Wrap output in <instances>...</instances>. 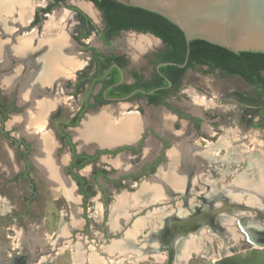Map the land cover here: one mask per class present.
I'll return each instance as SVG.
<instances>
[{
  "label": "flooded vegetation",
  "instance_id": "obj_1",
  "mask_svg": "<svg viewBox=\"0 0 264 264\" xmlns=\"http://www.w3.org/2000/svg\"><path fill=\"white\" fill-rule=\"evenodd\" d=\"M10 1H18L19 6H14L16 11L8 18V24L0 26V60L3 65L9 62L12 66L7 74L10 76L7 84L0 83V91L7 88L13 93L18 86L19 96L26 94L29 98L23 99L31 110L45 102L47 106L41 121L56 117L58 131L55 142L41 138L31 129L25 131L20 128L21 122L26 120L25 125H32V117L25 116L15 120L18 124L12 127L21 131L20 137L12 136L6 129V121L16 111V104L10 102L6 109L0 92V138L21 150L24 178L35 168L45 176L49 187L60 191L72 205V223L58 227L57 246L52 249L56 256L68 250L71 264H115L117 261L111 262L109 257L117 256H120V264H141L149 257L152 263L189 264L191 255H196L203 258L204 263L208 260L217 264L225 258L245 259L253 252H264V197L257 194L264 189L260 187L264 179V152L252 147V152L240 153L239 139L229 145L219 137L213 138L211 133L218 132L207 127L213 120L207 121L208 111L186 105L177 98L192 73L198 76L216 73L238 79L247 87V92L233 95L237 103L244 106L239 122L250 132L264 133V88L240 76L222 75L218 69L191 68L187 47L182 63L166 59L175 47L152 31L160 29L170 40L175 36L142 15H131L132 12L125 8L113 7L107 16L95 2L88 0L85 5L94 15L81 10L90 22L72 9L67 17L72 23H66L65 27L64 18L60 23L50 21L55 15L65 16L57 8L66 0H46L38 8L34 0ZM27 1L34 7L27 17H23L20 6ZM91 17L97 19L94 25ZM19 63L25 65V72H18L15 64ZM165 63L172 65L160 66ZM259 76L260 83L264 84V71L259 72ZM39 96L42 100L36 104ZM117 108L113 120L133 117L141 121L136 134L126 139L117 132L114 141L102 145L89 142L86 148H79L80 143L73 133L83 120L102 113L111 116L112 110ZM133 109L138 112L130 111ZM152 110L157 111L156 115ZM65 111L69 115L66 116ZM145 111L148 113L144 116ZM44 140L50 143V155L54 147L57 152H68H65L68 167L54 166L58 176L70 188L72 200L64 193L63 186L61 188L52 181L56 173L53 176L42 172L41 167H35L31 161L30 154L38 153L35 145L39 143L41 147ZM248 142L254 143V136L249 135ZM231 146L233 150L227 155L219 151ZM41 154L42 147L40 154L35 156ZM121 155L128 159L118 164L120 168L113 163ZM224 157L228 158L225 165L237 166L245 160L249 168V173L236 176L225 191L217 185L218 181L207 178L209 169ZM86 166L90 168L92 180L84 177L86 174H80ZM28 184L33 193L32 200L35 187L31 182ZM99 187L106 190L103 197H112V200H105L102 206L105 229L98 231L97 236L90 231L93 242L88 243V234L79 232L91 222L83 207L87 201L96 198ZM133 187H138L135 194L126 192ZM145 191L150 194L142 197ZM237 191L247 192L249 198L237 200L234 197ZM254 198L263 208L255 207ZM100 212L96 211L97 218L101 217ZM207 232L219 239L216 250L212 247L213 239L207 238ZM230 239L234 243L230 244ZM6 250L11 257L9 260L4 258ZM30 252L24 245L19 248L3 245L0 264L58 263L55 252L39 262ZM240 253L246 256L241 257Z\"/></svg>",
  "mask_w": 264,
  "mask_h": 264
},
{
  "label": "rangeland",
  "instance_id": "obj_2",
  "mask_svg": "<svg viewBox=\"0 0 264 264\" xmlns=\"http://www.w3.org/2000/svg\"><path fill=\"white\" fill-rule=\"evenodd\" d=\"M45 1L46 0H34V2L36 3L35 7L38 8L39 6H43ZM87 1L88 0H66L62 7L59 6L57 8V10L59 9L58 12L60 14L63 13L65 15L64 17L62 15H59L64 18V20L63 18L61 20H63V24L65 27H66V23H68L69 25H71L72 23V22H68V18H67L69 12L72 11V9H76L77 11H79L80 14H82L83 16H85V18H87L86 15L83 14L84 13L83 11L85 10L82 8V4H86ZM27 3L30 2L27 1ZM33 7L34 6L32 5L31 10L33 9ZM86 21L90 22L89 19ZM92 21H94L92 22L94 25V23L97 22V19L93 18ZM50 22H52V20ZM80 34L82 36V33ZM10 67H12L10 63L6 62L0 68V76H1L0 78L6 79L7 82L10 77L9 75H7L9 73L8 71L10 70ZM15 67L19 73L20 72L23 73L26 71V67L23 63L15 64ZM1 79H0V83H2ZM186 80L187 83L185 84L184 88L177 96V98H180V100H182L181 102H184L186 105L193 106L198 110L204 108L206 111H208V115L206 117L207 121H209L210 119L213 120L207 123V127H212L214 128L215 131L218 132V134L211 133V135L214 136L213 138L219 137L220 140L222 139L225 142H228L229 145L230 143H232L233 140L239 139L238 148L239 151H242L240 153L252 152L253 150L252 147H255L257 151L264 152V133L256 132V131L254 132L252 130H251L252 132H250V129L242 126L240 124L241 122H239L241 121L244 106L237 103V101L233 98V95L236 93L241 94L247 92V87L240 80L231 79L227 76L217 75L216 73H214L212 76H200V75L198 76L192 73L188 75ZM17 88L18 86H16L15 92L13 91V93L7 90V88L6 91L4 92L0 91V92H1L2 102L4 103L6 109H8V104H10V102H14L16 104V111L11 114L10 118L7 117L8 120L6 121V129L11 133L12 136L20 137L21 131L20 130L18 131L15 128L13 130L12 127L13 125L18 124L15 122V120H17L18 118H24L25 116L31 117L30 112L32 111L31 110L32 107L28 108L27 105H25L27 101L26 99H23L19 96L18 94L19 92H17ZM27 100H29V98H27ZM36 100L37 101L35 103L38 104L42 99L39 96ZM80 101H81V97L78 100V102ZM65 108L68 107L66 106ZM130 111L135 112L137 111V109H133ZM152 111L153 114L156 115L157 111L156 110H152ZM147 113L148 112L145 111L144 116ZM64 114H66V116L69 115L67 111H65ZM64 118L67 119L69 117H64ZM167 119L169 120L170 117L167 116ZM32 120L33 119H31L32 125L30 126L25 125L27 121L24 120L23 123L22 122L20 123L21 124L20 128H22L25 131L31 129L32 131L36 132V134L41 138L42 137L48 139L50 138L51 141L53 140V142H55L58 131L56 128V122H57L56 117H52L48 121H44L43 119L42 121L40 120L35 123H33ZM249 135L254 136V143L248 142ZM35 147L37 148L38 153L30 154V157L35 167H40L39 166L40 161H36L34 159V156L40 154L41 147L39 143L35 145ZM232 150H233L232 146L229 147L228 149L225 147L219 149V151H221V153L224 155L229 154L230 152H232ZM52 152L53 153L50 158L52 164L53 165L55 164L57 167L61 169L67 168L69 161L66 153L68 152L66 150L65 151L61 150L57 152L55 147ZM64 157L66 158L65 160ZM126 158L127 157H123L122 155L121 157L118 156L117 161L116 162L113 161L114 162L113 164L116 165V167L121 168V165L118 164L124 162ZM225 159L228 158L224 157L223 161L220 159V161H218L219 162L218 164L214 163L213 167L209 169V172H207L208 173L207 178L218 181L216 182L217 185L222 187L224 191L227 189V186L230 185L231 181L235 179L236 176L237 177L244 176L246 173H249L247 162L244 159H243L244 161L240 162V164L237 166L228 165V163H226L227 165H225L224 164L226 161ZM226 167L228 170L226 169ZM24 169H25V164L21 157V150L18 147H15L14 145L8 143V141L4 140L1 137L0 138V243H1L0 246L2 247L4 245V247L10 246L13 248H17V247L19 248L21 245H24L29 248V250L31 251L30 253L33 255L35 261L37 262L43 259L44 256L49 257L51 253L55 252L54 253L55 258L56 257L58 258L57 264H71V255L68 250H65L62 254L56 256V251L55 250L52 251V249H55L57 246V241L59 237L58 227L64 228V226H66L64 223H70V224L72 223L71 222V217L73 216L72 205L71 204L69 205V203L62 197L60 191L53 189L52 187H49L45 176L42 175L40 171H37L34 168L28 173L27 178H24L22 176V172ZM41 171L43 172V170ZM80 174L82 175L86 174L84 177H87L88 179L92 180V178H90L89 166H86L84 170L80 172ZM53 180L56 184L58 185L60 184L59 186H61V188L62 186H66V183L58 176L57 172H56V177L52 179V181ZM28 182H31L35 187L34 188L35 196L32 198V200L30 199L33 193L30 191ZM256 184L259 185L257 182ZM96 185H97V181H96ZM260 187H264V179H262ZM137 188L138 187L135 188L133 187L126 192L130 194H135ZM105 192L106 190L104 187H99L96 194V198L93 199L94 201L93 200L87 201L85 208L83 207V210L85 209V215L87 217L89 216L91 222H90V226L88 222L86 227L81 231L79 230V232L85 235L88 234V239H89L88 243L93 242V238L91 234L89 235L90 231L91 233L92 232L95 233L97 236L98 231H103L105 229L104 222H106V219L103 220L102 206L105 205L106 203L105 200L109 199L106 196L103 197ZM228 192L229 195H231L232 193L231 190ZM196 193L198 194L200 192H196ZM242 193L244 192L239 193L237 191L234 193V197L237 200H241V201L247 200L249 198L247 192L245 193L246 195ZM262 193L257 192V194H259L260 197H264V189L262 190ZM109 200H112V197ZM255 200L257 202L255 203V207L263 208L260 202L257 201L258 199L254 198V201ZM177 206L179 207L180 205ZM96 211H101L100 212L101 217L98 218L96 217ZM161 211L162 212L165 211V214H167L166 210L161 209ZM207 238L213 239L212 247L216 250V247L218 246L219 243V239H216V235L212 236L211 233L208 232H207ZM96 241L97 240H95V242ZM232 243L234 242L231 241L230 239V244ZM239 243H242V241ZM240 248H243V246H241ZM44 249H46L47 251L46 252L43 251ZM4 254H6L4 258L7 257L6 259L8 260L11 258L7 250L4 252ZM240 256L242 257L246 255L240 253ZM250 256L251 255H249L248 257ZM119 258L120 256H117L115 258L109 257V260L111 262L117 261V263L115 264H120L121 260ZM188 262L189 264H212L211 261L208 260L206 263H204V259L201 258L200 256L197 257L196 255H191ZM150 263L163 264V263H152V259L150 257L148 258V260H144L141 264H150Z\"/></svg>",
  "mask_w": 264,
  "mask_h": 264
},
{
  "label": "water",
  "instance_id": "obj_3",
  "mask_svg": "<svg viewBox=\"0 0 264 264\" xmlns=\"http://www.w3.org/2000/svg\"><path fill=\"white\" fill-rule=\"evenodd\" d=\"M113 1L155 13L175 25L182 32L187 53L190 42L200 40L236 54H264V0ZM15 11L14 6L0 4V26L7 25ZM217 264H264V252H253L245 259L225 258Z\"/></svg>",
  "mask_w": 264,
  "mask_h": 264
},
{
  "label": "trees",
  "instance_id": "obj_4",
  "mask_svg": "<svg viewBox=\"0 0 264 264\" xmlns=\"http://www.w3.org/2000/svg\"><path fill=\"white\" fill-rule=\"evenodd\" d=\"M95 4L108 16V12L113 7H121L128 10L131 15L139 14L149 19L151 23H157L164 31L170 30L171 36L175 39L170 40L167 33L160 31V29L152 32L160 37L164 42L175 47L172 53L166 55V59L176 63H182L186 56V45L181 31L165 18L155 13L142 10L135 7H127L116 3L113 0H92ZM147 18V19H146ZM169 33V32H168ZM189 65L191 68L196 66H207L209 71L218 69L222 75L240 76L245 80L255 82L257 87L264 88V84L260 83L259 72L264 71V54L240 52L233 53L227 49L219 46L211 45L204 41L194 40L189 44L188 54ZM173 68V67H169Z\"/></svg>",
  "mask_w": 264,
  "mask_h": 264
},
{
  "label": "bare ground",
  "instance_id": "obj_5",
  "mask_svg": "<svg viewBox=\"0 0 264 264\" xmlns=\"http://www.w3.org/2000/svg\"><path fill=\"white\" fill-rule=\"evenodd\" d=\"M18 1H10V0H2L0 1V4H3L6 7H13L15 5H18ZM19 6V5H18ZM32 8V5L30 3H22L20 6L19 11L23 17H27L28 13L30 12ZM82 8L88 12L91 15H94L92 10L88 5L82 4ZM63 17L55 15V17L52 18V23L61 22V19ZM50 27V25H49ZM62 39L63 36H61ZM64 41V40H63ZM2 49V46H0V51ZM24 48L22 47L21 50ZM1 56V54H0ZM2 61L0 60V66H2ZM36 75V74H35ZM31 79V78H30ZM35 79V78H34ZM2 83H6V79H1ZM10 87V86H9ZM30 94V93H29ZM22 98H27L26 94L20 95ZM47 104L45 102L40 103L36 110H32L30 112V116L32 117V122H38L41 120V117L43 116L44 110L46 108ZM118 108L115 110H112V114L110 116V113H102L94 116H87L80 127L73 133L74 138L76 141H78L79 148H86L88 146L89 142H94L95 144H104L106 141L113 140L115 138V134L117 132H120L122 135L125 136L126 139H128L130 136H134L139 129V125L141 124V121L131 117V118H125V119H119L113 120L116 118H113V113L118 112ZM112 121V122H111ZM114 123V124H113ZM39 141V140H38ZM40 145V144H39ZM42 147V154L41 156L37 157L35 156L36 161H40V169L43 170V172L51 173V175L55 176L56 168L51 162V155L49 154V150H51L50 143L44 140ZM259 179V178H258ZM263 179V178H262ZM261 181V180H260ZM258 183V182H257ZM64 193H66L68 199L72 200V196L70 193V188L68 186H63ZM257 188V187H255ZM148 191H145L142 193V197L146 196L149 193Z\"/></svg>",
  "mask_w": 264,
  "mask_h": 264
}]
</instances>
